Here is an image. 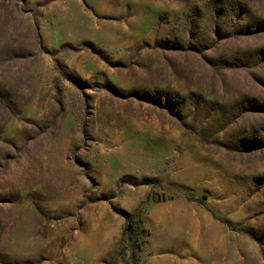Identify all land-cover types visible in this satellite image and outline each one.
<instances>
[{
	"label": "rangeland",
	"instance_id": "1",
	"mask_svg": "<svg viewBox=\"0 0 264 264\" xmlns=\"http://www.w3.org/2000/svg\"><path fill=\"white\" fill-rule=\"evenodd\" d=\"M135 258L264 264V0H0V264Z\"/></svg>",
	"mask_w": 264,
	"mask_h": 264
},
{
	"label": "trees",
	"instance_id": "2",
	"mask_svg": "<svg viewBox=\"0 0 264 264\" xmlns=\"http://www.w3.org/2000/svg\"><path fill=\"white\" fill-rule=\"evenodd\" d=\"M127 220V234L129 237H133V235H136V241L138 242L140 240V232L136 231V228H141V221L137 222L132 216L128 215L126 217ZM144 231V229H142V232ZM142 251V247L141 245H138V247L135 249V253L136 252H141ZM136 256V255H135ZM135 260L137 261L138 264V259L135 258Z\"/></svg>",
	"mask_w": 264,
	"mask_h": 264
}]
</instances>
